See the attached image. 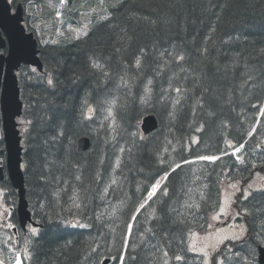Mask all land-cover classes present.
I'll return each mask as SVG.
<instances>
[{"label": "trees", "instance_id": "16d2710c", "mask_svg": "<svg viewBox=\"0 0 264 264\" xmlns=\"http://www.w3.org/2000/svg\"><path fill=\"white\" fill-rule=\"evenodd\" d=\"M116 1L84 36L39 45L42 73L18 76L25 193L43 224L35 264H118L123 250L121 264H201L187 240L206 230L220 183L264 174V0ZM147 113L159 127L144 137ZM202 155L222 156L185 163ZM165 174L168 195L147 200ZM235 208L247 237L212 264H257L264 188Z\"/></svg>", "mask_w": 264, "mask_h": 264}, {"label": "rangeland", "instance_id": "374dc122", "mask_svg": "<svg viewBox=\"0 0 264 264\" xmlns=\"http://www.w3.org/2000/svg\"><path fill=\"white\" fill-rule=\"evenodd\" d=\"M20 1H23L25 20L35 31L34 33L42 45L83 36L94 21L107 18L108 7L112 0H74L72 6H69L67 0H64L63 3L61 0ZM65 9L68 10L67 14L64 13ZM263 187L264 174L254 175L247 185H242L240 182L224 181L220 189L221 201L215 211L208 216L206 230L202 234H191L187 240V247L194 245L196 249V251H189L203 262L204 257L199 254V250L205 245L209 246L206 250L210 257L214 252L213 249H217L224 242L241 241L245 238L246 233L241 235L240 231L241 226L245 228V224L243 221H238L237 212L232 209L233 200L238 192L245 195L249 190ZM226 237L227 239H224ZM222 239L224 242L219 243ZM9 250L10 254L14 253L11 248Z\"/></svg>", "mask_w": 264, "mask_h": 264}, {"label": "water", "instance_id": "95a60500", "mask_svg": "<svg viewBox=\"0 0 264 264\" xmlns=\"http://www.w3.org/2000/svg\"><path fill=\"white\" fill-rule=\"evenodd\" d=\"M10 4L7 0H0V49L7 47L6 55H0V82L3 76V82L0 83V111L2 115V127L4 132V141L6 150L10 158L13 156L19 162L18 132L16 129L15 118L21 114V102L19 101V90L17 87L16 76L14 71L21 64L31 65L41 70L42 65L37 56V43L31 33H25L24 27L21 24L23 20L22 7L20 5L15 8L12 14ZM157 121L153 115H148L142 119L141 130L146 135L157 128ZM89 141L87 138H82L78 141L79 151L87 149ZM12 166V165H11ZM11 173L20 175L18 171V163L15 168L9 167ZM18 171V172H17ZM21 179V177H20ZM22 183L21 180H19ZM18 188L19 193V212L23 217L29 218V213L26 211L27 203L24 201V189L14 183ZM257 262L264 264V248L258 247ZM108 261L102 262L107 264Z\"/></svg>", "mask_w": 264, "mask_h": 264}, {"label": "snow or ice", "instance_id": "6c2138e0", "mask_svg": "<svg viewBox=\"0 0 264 264\" xmlns=\"http://www.w3.org/2000/svg\"><path fill=\"white\" fill-rule=\"evenodd\" d=\"M63 2H64V0H61V3H63ZM180 59H183V57H180ZM140 63H141V62H140V60H139V58H138V59L136 60V66L139 67V66H140ZM93 67H99V65H97V64L94 63V64H93ZM149 83H151V81H149ZM49 84H50V85L52 84V81H51V80H49ZM148 91H149V89L146 87V88H145V93H148ZM177 91H178V90H177ZM141 99L143 100V97H142ZM177 102H178V101H177ZM113 104H114V102H113ZM88 111L91 113L93 110H92L91 108H89ZM261 111L264 112V109H262ZM87 118H91V117H87ZM108 118H111L112 124L114 125V124H115V118H114V116H113V112H112V109H111V108L107 109V116L105 117V119H108ZM193 142H195V141H193ZM230 146H231V145H230ZM236 152H239V148L236 149ZM235 154H236L235 152L232 153V155H235ZM198 159H200V160H205V161H209V162H215V161L219 160L220 157H219V156H215V155H202V156L198 157ZM237 160L239 161L240 158L237 157ZM179 167H180V165L177 164V165H176V168H179ZM175 170H176L175 168L172 169V171H175ZM167 179H168V176H167V174H165V175L163 176V180H164V181H167ZM161 190H163V195H164V196H167V195H168V190H167V188H166V187H163V186L161 185L160 180H156V182H155L154 184H152L151 189L147 192V200H152L153 197H155V196L157 195V193H158L159 191H161ZM247 196H248V193H245V197H244V198L247 199ZM77 207H79V205H77ZM140 207L143 208V207H144V204H141ZM77 223H78V225H79L80 227H85V225L79 224V222H77ZM73 226H76V225H73ZM7 227H8L9 229H11V228L14 227V225H12V224H8ZM129 227H131V226H129ZM29 231L32 233V235H36L38 230L35 229V228H30ZM240 231H241V235H243V233L246 231V229H245L243 226H241ZM236 238H239V237H236ZM224 239H227V237L224 238ZM223 242H224L223 239L219 241V243H223ZM26 243H27V242H26ZM208 247H209L208 245H205L204 248H201V249L199 250V254L202 255V256L204 257L202 264H210L209 254H208V252H207V250H206ZM189 250H190V251H196L195 246H194V245H190V246H189ZM213 250L215 251V249H213ZM165 256H167V253H165ZM25 257H26V258H30V257L28 256L27 248L25 249ZM175 259H176L177 261H179V260L182 259V257L179 256V255H177V256L175 257ZM0 264H2V261H0ZM16 264H21V261H20V258H19V257H17ZM165 264H167V261H165ZM216 264H222V261L217 260V261H216Z\"/></svg>", "mask_w": 264, "mask_h": 264}, {"label": "flooded vegetation", "instance_id": "af4514ba", "mask_svg": "<svg viewBox=\"0 0 264 264\" xmlns=\"http://www.w3.org/2000/svg\"><path fill=\"white\" fill-rule=\"evenodd\" d=\"M2 183H0V250L3 252L9 248L17 249V247L23 245L24 241L32 236L29 231L32 226L28 224L25 229L21 228L17 212L13 206L4 208L8 205V200H5L7 190L2 186ZM8 224H12L14 227L9 229Z\"/></svg>", "mask_w": 264, "mask_h": 264}]
</instances>
